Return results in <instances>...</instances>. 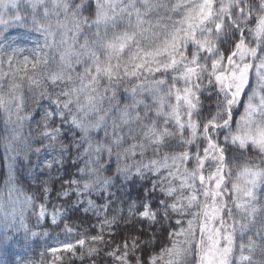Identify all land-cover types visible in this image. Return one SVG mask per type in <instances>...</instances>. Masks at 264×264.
Returning <instances> with one entry per match:
<instances>
[{
    "label": "snow or ice",
    "instance_id": "6c2138e0",
    "mask_svg": "<svg viewBox=\"0 0 264 264\" xmlns=\"http://www.w3.org/2000/svg\"><path fill=\"white\" fill-rule=\"evenodd\" d=\"M0 122L9 228L97 218L52 264H264V0H0Z\"/></svg>",
    "mask_w": 264,
    "mask_h": 264
},
{
    "label": "trees",
    "instance_id": "16d2710c",
    "mask_svg": "<svg viewBox=\"0 0 264 264\" xmlns=\"http://www.w3.org/2000/svg\"><path fill=\"white\" fill-rule=\"evenodd\" d=\"M11 35H15V29L9 30ZM47 155V154H45ZM7 174L6 162L4 160V153L0 152V195H2L5 201H9V190L5 187V178ZM20 187V186H18ZM58 188L59 185L57 184ZM31 194V190L25 189ZM12 195H15L13 193ZM135 196V192H132ZM55 202V201H53ZM26 215L30 218L27 222L32 226V231L37 233H46L38 236H31L28 234L25 236L23 230L17 232L13 228H9L8 224L0 226V233L5 235L9 241L0 243V264H52L51 249L57 246L63 245L65 242L75 243V238L79 234L88 231H98L99 224L97 218L92 213H84L83 210H79L75 213H69L68 217L61 221L58 225H53L49 221H43L39 225L36 224V219L29 211ZM64 223H68L73 232L68 233L64 230ZM123 229V223L121 225ZM113 232L116 229H112ZM125 233L123 230L120 232V236ZM120 236H116L115 240L118 242ZM106 239H112L105 232ZM101 251L94 255L88 256L85 249H78L74 253L61 251L60 256L63 257L62 264H111L110 259L105 255L104 245L98 246ZM85 253V258L80 259L81 253ZM42 254H44L42 256Z\"/></svg>",
    "mask_w": 264,
    "mask_h": 264
},
{
    "label": "clouds",
    "instance_id": "9594fccd",
    "mask_svg": "<svg viewBox=\"0 0 264 264\" xmlns=\"http://www.w3.org/2000/svg\"><path fill=\"white\" fill-rule=\"evenodd\" d=\"M9 134V129L5 127L3 122H0V152L5 151L4 147V138H6ZM6 187V185H5ZM10 204L8 201H5L0 195V226L9 223L10 219Z\"/></svg>",
    "mask_w": 264,
    "mask_h": 264
},
{
    "label": "rangeland",
    "instance_id": "374dc122",
    "mask_svg": "<svg viewBox=\"0 0 264 264\" xmlns=\"http://www.w3.org/2000/svg\"><path fill=\"white\" fill-rule=\"evenodd\" d=\"M13 30V29H12ZM55 248H62L61 246H57V247H55Z\"/></svg>",
    "mask_w": 264,
    "mask_h": 264
}]
</instances>
